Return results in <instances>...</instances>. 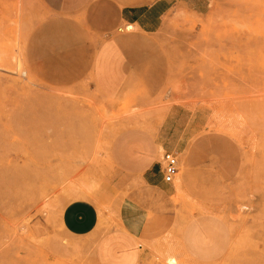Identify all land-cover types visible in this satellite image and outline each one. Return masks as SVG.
I'll list each match as a JSON object with an SVG mask.
<instances>
[{
	"label": "rangeland",
	"instance_id": "obj_1",
	"mask_svg": "<svg viewBox=\"0 0 264 264\" xmlns=\"http://www.w3.org/2000/svg\"><path fill=\"white\" fill-rule=\"evenodd\" d=\"M59 16L42 0H0V264H92L62 210L91 199L110 225L124 197L148 190L113 156L130 130L178 153L174 180L150 199L164 229L140 240L139 264H264V0H172L152 33L119 24L115 32H136L127 42L137 54L114 95L89 77L50 76L68 37ZM181 151L191 161L179 186ZM198 217L226 228L212 262L178 245Z\"/></svg>",
	"mask_w": 264,
	"mask_h": 264
},
{
	"label": "crops",
	"instance_id": "obj_2",
	"mask_svg": "<svg viewBox=\"0 0 264 264\" xmlns=\"http://www.w3.org/2000/svg\"><path fill=\"white\" fill-rule=\"evenodd\" d=\"M42 1L50 10L62 14L59 23L63 24V31L68 36L66 43L55 50L58 58L47 64L50 76L58 80L89 77L92 85L107 95L116 94L125 85L130 76L129 68L136 61L133 54H137L127 42L136 32L118 33L115 28L128 22L152 33L160 28L164 15L172 6V0ZM36 31L33 27V47ZM123 135L126 137L119 138L113 145L114 159L118 167L140 174L148 190L133 191L124 197L110 225L101 222L99 208L91 199L71 200L62 210L65 232L69 236L81 237L87 247H92V264H139L148 252L142 248L140 240L149 241L164 229L158 221L161 213L150 199L157 192L155 188L169 183L162 178V153L173 149L159 144L147 130H130ZM181 154L186 165L179 186L189 175L191 161L188 152L181 151ZM152 210L153 214H149ZM226 244L225 225L213 217L192 218L178 233L181 252L199 262L216 260L226 250Z\"/></svg>",
	"mask_w": 264,
	"mask_h": 264
},
{
	"label": "built area",
	"instance_id": "obj_3",
	"mask_svg": "<svg viewBox=\"0 0 264 264\" xmlns=\"http://www.w3.org/2000/svg\"><path fill=\"white\" fill-rule=\"evenodd\" d=\"M162 161V178L166 182H171L178 172L177 152L174 150H164L162 153Z\"/></svg>",
	"mask_w": 264,
	"mask_h": 264
}]
</instances>
